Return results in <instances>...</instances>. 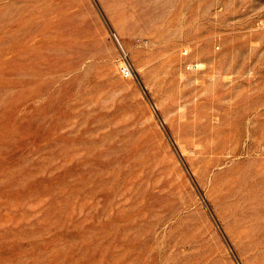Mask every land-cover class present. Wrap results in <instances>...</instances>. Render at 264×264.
Returning a JSON list of instances; mask_svg holds the SVG:
<instances>
[{
	"label": "rangeland",
	"instance_id": "374dc122",
	"mask_svg": "<svg viewBox=\"0 0 264 264\" xmlns=\"http://www.w3.org/2000/svg\"><path fill=\"white\" fill-rule=\"evenodd\" d=\"M0 264H264V0H0Z\"/></svg>",
	"mask_w": 264,
	"mask_h": 264
},
{
	"label": "built area",
	"instance_id": "2783aa9c",
	"mask_svg": "<svg viewBox=\"0 0 264 264\" xmlns=\"http://www.w3.org/2000/svg\"><path fill=\"white\" fill-rule=\"evenodd\" d=\"M121 73L123 77L126 78H131L133 76L132 70L127 64H124V66H122Z\"/></svg>",
	"mask_w": 264,
	"mask_h": 264
}]
</instances>
